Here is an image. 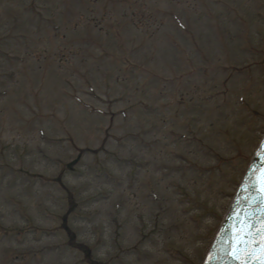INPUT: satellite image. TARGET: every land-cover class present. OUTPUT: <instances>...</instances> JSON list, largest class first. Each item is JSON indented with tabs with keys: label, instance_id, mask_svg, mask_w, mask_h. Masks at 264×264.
<instances>
[{
	"label": "rangeland",
	"instance_id": "obj_1",
	"mask_svg": "<svg viewBox=\"0 0 264 264\" xmlns=\"http://www.w3.org/2000/svg\"><path fill=\"white\" fill-rule=\"evenodd\" d=\"M263 129L264 0H0V264H201Z\"/></svg>",
	"mask_w": 264,
	"mask_h": 264
},
{
	"label": "water",
	"instance_id": "obj_2",
	"mask_svg": "<svg viewBox=\"0 0 264 264\" xmlns=\"http://www.w3.org/2000/svg\"><path fill=\"white\" fill-rule=\"evenodd\" d=\"M252 172H256V169L254 168ZM256 185H259V182H256ZM256 199V188L255 183L250 182L248 184V188L245 192H242V194L239 195L233 209V213L231 215L230 224L234 225L236 223H239L237 220V216L239 215L240 220H244L245 213H251L252 215H255V213L264 212L263 206L259 207L257 204Z\"/></svg>",
	"mask_w": 264,
	"mask_h": 264
},
{
	"label": "snow or ice",
	"instance_id": "obj_3",
	"mask_svg": "<svg viewBox=\"0 0 264 264\" xmlns=\"http://www.w3.org/2000/svg\"><path fill=\"white\" fill-rule=\"evenodd\" d=\"M258 182H259V191L261 195L258 198L257 203L264 206V173H261L260 177L258 178ZM244 216L245 219L242 221L240 220L239 215L237 216V220L239 223L242 224V227L239 230L236 243L237 244L248 243L249 241H247L245 237H254L257 232H259L261 239L264 240V212H262L261 214L262 218L260 220L259 228L256 227V224L252 219L251 213H245ZM233 259H238V257L234 255Z\"/></svg>",
	"mask_w": 264,
	"mask_h": 264
},
{
	"label": "bare ground",
	"instance_id": "obj_4",
	"mask_svg": "<svg viewBox=\"0 0 264 264\" xmlns=\"http://www.w3.org/2000/svg\"><path fill=\"white\" fill-rule=\"evenodd\" d=\"M229 208H230V202H229V204H228L227 211L229 210Z\"/></svg>",
	"mask_w": 264,
	"mask_h": 264
}]
</instances>
